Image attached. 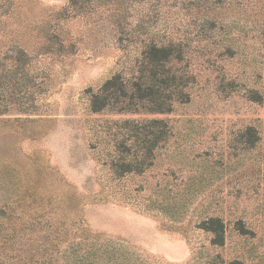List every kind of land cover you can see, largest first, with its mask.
<instances>
[{
	"label": "rangeland",
	"instance_id": "obj_1",
	"mask_svg": "<svg viewBox=\"0 0 264 264\" xmlns=\"http://www.w3.org/2000/svg\"><path fill=\"white\" fill-rule=\"evenodd\" d=\"M153 45L181 54L187 101L93 112ZM2 63L0 208L21 229L0 264H264V0H0ZM149 120L170 131L151 156L129 131Z\"/></svg>",
	"mask_w": 264,
	"mask_h": 264
},
{
	"label": "trees",
	"instance_id": "obj_2",
	"mask_svg": "<svg viewBox=\"0 0 264 264\" xmlns=\"http://www.w3.org/2000/svg\"><path fill=\"white\" fill-rule=\"evenodd\" d=\"M79 0H69L71 5H76ZM85 1V0H82ZM87 1V0H86ZM5 61V52L2 54ZM17 59L19 62L21 59H25L21 52L16 51ZM13 57V58H15ZM181 54L176 53L172 46H151L148 47L142 53V60L138 65V76L134 79L129 89L127 84L122 82L119 76H114L104 83L100 89V93L104 94L103 101H97L98 96H94L91 109L93 112H99L107 107H113L119 112H137L141 109L149 113H170L173 110L174 103L186 102L188 95L185 93V89L190 82V77L183 72L180 68L172 67L173 62H179L181 60ZM5 64H0V66ZM5 69V68H4ZM12 77L15 75L11 74ZM10 87V86H9ZM9 91V98L14 97L11 88H8V82L5 81V73L3 76L0 74V115L5 114L9 109L5 106V91ZM252 98H256L252 96ZM259 98V97H258ZM126 99L128 102L125 103ZM255 100V99H254ZM165 124L157 120H149L146 123H136L129 127L131 137L134 138L137 146H142L145 153L148 156L152 155L153 149L157 145L158 134L168 135L169 130H165ZM250 131L255 130L253 128ZM254 141H250L253 143ZM144 145V147H143ZM117 169L118 166H115ZM121 173L131 172L133 169L128 163L127 165L119 166ZM11 217V216H10ZM5 209L0 208V239L8 240L10 245L8 246L11 250L13 245L10 238L20 231L21 228L10 226L5 231ZM238 226L240 223L237 224ZM206 232L212 234L210 241L211 247H223L225 243V225L219 219H209L204 221L200 227ZM241 233L243 228L239 226ZM243 234V233H242ZM114 247V246H113ZM115 251L107 252V259L112 264H128L125 263L124 256L121 252ZM5 264H20L19 260L12 256L8 263ZM229 264H242L238 261H232Z\"/></svg>",
	"mask_w": 264,
	"mask_h": 264
}]
</instances>
